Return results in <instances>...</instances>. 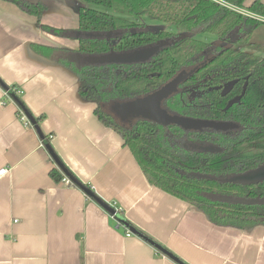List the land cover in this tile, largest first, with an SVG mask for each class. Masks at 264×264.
<instances>
[{"label":"crops","instance_id":"1","mask_svg":"<svg viewBox=\"0 0 264 264\" xmlns=\"http://www.w3.org/2000/svg\"><path fill=\"white\" fill-rule=\"evenodd\" d=\"M43 1L48 8L36 18L0 0V168L8 169L0 176V264H179L146 238L184 264H264L263 226L214 225L148 183L118 133L96 117L95 104L81 99L76 74L58 62L78 50V40L41 28L77 29V0ZM256 2L264 4L244 0L243 9ZM32 44L59 53L43 57ZM70 54L77 64L91 60ZM11 87L21 92L9 100L2 92ZM35 125L91 193L62 181L69 177ZM104 204L120 211L112 218Z\"/></svg>","mask_w":264,"mask_h":264},{"label":"trees","instance_id":"2","mask_svg":"<svg viewBox=\"0 0 264 264\" xmlns=\"http://www.w3.org/2000/svg\"><path fill=\"white\" fill-rule=\"evenodd\" d=\"M3 1L36 18L47 9L41 1ZM80 1L76 30L41 28L78 40V50L64 51L66 60H57L76 74L81 99L95 104L96 117L118 133L148 183L198 208L214 225L240 230L264 227V178L234 179L264 164V56L241 50L264 53V43L251 41L264 22L212 0ZM223 1L243 8L244 0ZM247 10L264 16V4L256 2ZM141 19L172 25L178 32L151 27ZM205 33L216 41L194 37ZM152 46L156 48L150 50ZM31 49L49 58L59 53L34 44ZM69 54L101 61L77 64ZM183 70L192 73L161 106L171 115L238 127L185 129L142 116L126 121L112 109L115 103L156 92ZM60 169L73 178L71 183L91 193L63 165ZM50 175L60 179L55 170Z\"/></svg>","mask_w":264,"mask_h":264},{"label":"rangeland","instance_id":"3","mask_svg":"<svg viewBox=\"0 0 264 264\" xmlns=\"http://www.w3.org/2000/svg\"><path fill=\"white\" fill-rule=\"evenodd\" d=\"M159 24L160 28H165L168 31H175V27L169 25ZM195 38L203 41L212 42L216 37L211 34L194 35ZM251 41L256 43H264V25L259 28L258 33L251 37ZM152 50V49H150ZM183 71L177 73L173 79L164 84L159 90L151 93L145 97H140L132 101L122 103H115L112 109L121 117V119L130 121L132 117L142 116L163 124L176 123L185 129H212V130H226L229 123L216 122L210 120H200L184 118L169 114L162 106L161 101L164 96L170 94L177 88L178 82L183 78ZM264 178V164L257 169L237 176L236 180L240 182H255Z\"/></svg>","mask_w":264,"mask_h":264},{"label":"built area","instance_id":"4","mask_svg":"<svg viewBox=\"0 0 264 264\" xmlns=\"http://www.w3.org/2000/svg\"><path fill=\"white\" fill-rule=\"evenodd\" d=\"M214 2H217L219 3L220 5L232 10V11H235V12H238L240 14H243L245 16H250V17H253L255 19H258L259 21L261 22H264V17L263 16H259L255 13H252L248 10H245L243 9L242 7H237V6H234L230 3H227L223 0H212ZM21 91L15 87H11V88H7L5 90H3L2 94H3V97H6L8 98L9 100H11L10 98V94L11 93H20ZM4 104V101L0 100V106ZM19 114L21 116V119L23 120H26L27 122L29 121L28 118L26 117V115L21 111L19 110ZM8 172V169L7 168H0V176L6 174ZM62 181L66 184H69L71 181L70 179H68L67 177H64L62 179ZM109 208H111L112 212L108 211L110 216L112 218H114V216L120 211V209L115 205V204H108ZM131 234V231L127 230L126 231V235L129 236Z\"/></svg>","mask_w":264,"mask_h":264},{"label":"flooded vegetation","instance_id":"5","mask_svg":"<svg viewBox=\"0 0 264 264\" xmlns=\"http://www.w3.org/2000/svg\"><path fill=\"white\" fill-rule=\"evenodd\" d=\"M38 1H41V2H43V3H45L46 5H47V3L45 2V1H43V0H37V1H34V3H36V2H38ZM77 3H78V5H77V13H78V8H79V6H81V5H83V3L80 1V0H77ZM85 6H87V7H90V8H93V9H96V10H101V11H107L106 9H104V8H102V7H99V6H94V5H90V4H86ZM47 8H48V5H47ZM47 10V9H46ZM45 10V11H46ZM43 14V13H42ZM41 14V15H42ZM138 21H140V20H138ZM141 21L142 22H144L146 25H149V26H151V27H159V24H157V23H161L162 24V22H157V21H154V20H149V19H141ZM163 24H165V23H163ZM165 25H169V24H165ZM78 26H79V22H78ZM169 26H171V27H174V26H172V25H169ZM78 28V27H77ZM160 28V27H159ZM76 30V29H75ZM164 30H165V28H164ZM166 31H168V30H166ZM168 32H171V33H177L178 32V30L176 29L175 31H168ZM198 35V34H197ZM216 41V40H215ZM215 41H212L211 43H214ZM159 45H164V44H159ZM155 46H152L151 47V49L152 48H154ZM156 48V47H155ZM241 50H243V51H246V52H249V53H253V54H256V55H260V56H264V53H262V52H258V51H253V50H250V49H248V48H246V47H242L241 48ZM83 57H85V58H88L89 60H90V58L91 57H95V56H91V55H82ZM181 72V71H180ZM179 73V72H178ZM192 73V70H190V71H187V70H183V78L178 82V84L185 78V77H187L188 75H190ZM175 77V76H174ZM173 77V78H174ZM172 78V79H173ZM178 84H177V88H178ZM230 85H231V83L229 84V83H227L226 84V86H225V88L226 89H229V87H230ZM177 88L173 91V92H175L176 90H177ZM173 92H171L170 94H172ZM170 94H168V95H166V97H164L162 100H164V99H166ZM235 99V98H234ZM162 102V101H161ZM116 113V112H115ZM117 114V113H116ZM118 115V114H117ZM119 116V115H118ZM120 117V116H119ZM121 118V117H120ZM226 123V122H225ZM227 123H229V122H227ZM231 127H238V125L237 124H234V123H229V127L227 128V129H231Z\"/></svg>","mask_w":264,"mask_h":264},{"label":"water","instance_id":"6","mask_svg":"<svg viewBox=\"0 0 264 264\" xmlns=\"http://www.w3.org/2000/svg\"><path fill=\"white\" fill-rule=\"evenodd\" d=\"M90 62H98V61H101V58H96V57H91L90 58ZM166 97V96H164ZM163 97V98H164ZM26 116L28 118V120L31 122V124H35V120L31 117V115H29L28 113H26ZM35 129L37 130L38 134L40 137H43V134L41 133L39 127L37 125H35ZM44 145L48 148L49 147V144H47V142L44 143ZM50 151V154L51 156L53 157V159L56 161V163L58 164V166H62L61 162L57 159V157L55 156V154H53V152L51 150ZM65 172V171H64ZM248 173V172H247ZM70 180H73L72 177H69ZM236 180V179H235ZM236 181H239V180H236ZM240 182V181H239ZM250 182V181H249ZM253 182V181H252ZM257 182V181H255ZM221 199H224V198H221ZM104 207L106 209H108L110 212H112L111 208L107 207L105 204H104ZM123 222V220H121ZM132 231L133 233H136L138 234L139 232H137L136 230H130ZM140 235V234H138ZM151 244H153L159 251H161L162 253H164L165 255H167L168 257H170L171 259L175 260L176 262H178L179 264H184L183 262H181L178 258H176L174 255H172L171 253H169L167 250H165L164 248H162L161 246H159L158 244H155L154 242H152V240L150 239H147Z\"/></svg>","mask_w":264,"mask_h":264}]
</instances>
